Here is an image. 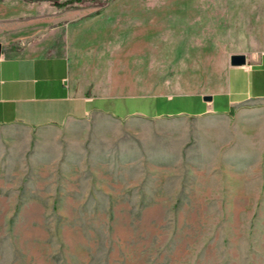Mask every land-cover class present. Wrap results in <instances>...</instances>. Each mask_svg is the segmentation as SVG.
Listing matches in <instances>:
<instances>
[{
  "label": "rangeland",
  "instance_id": "1",
  "mask_svg": "<svg viewBox=\"0 0 264 264\" xmlns=\"http://www.w3.org/2000/svg\"><path fill=\"white\" fill-rule=\"evenodd\" d=\"M39 12L27 43L67 56L76 94L218 89L229 63L226 33L172 0ZM0 264H264V103L0 124Z\"/></svg>",
  "mask_w": 264,
  "mask_h": 264
},
{
  "label": "crops",
  "instance_id": "2",
  "mask_svg": "<svg viewBox=\"0 0 264 264\" xmlns=\"http://www.w3.org/2000/svg\"><path fill=\"white\" fill-rule=\"evenodd\" d=\"M46 1L0 0V124L60 125L92 110L117 119L227 113L264 103V0H172L175 9L209 21L200 25L226 33L228 62L231 53L245 54L244 64H227L218 89L103 95L76 94L67 56L36 52L27 43L41 31L25 26L47 21L45 12L36 13ZM203 94L212 98L204 100Z\"/></svg>",
  "mask_w": 264,
  "mask_h": 264
},
{
  "label": "water",
  "instance_id": "3",
  "mask_svg": "<svg viewBox=\"0 0 264 264\" xmlns=\"http://www.w3.org/2000/svg\"><path fill=\"white\" fill-rule=\"evenodd\" d=\"M1 49V44H0ZM245 63V54L241 52H234L229 55V64L230 65H241ZM204 100H210L212 98L211 94H203Z\"/></svg>",
  "mask_w": 264,
  "mask_h": 264
}]
</instances>
